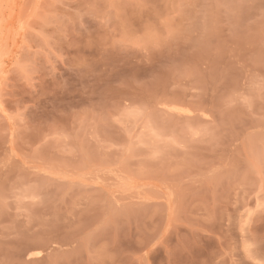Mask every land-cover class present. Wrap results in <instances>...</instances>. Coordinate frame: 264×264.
I'll list each match as a JSON object with an SVG mask.
<instances>
[{
  "label": "rangeland",
  "instance_id": "rangeland-1",
  "mask_svg": "<svg viewBox=\"0 0 264 264\" xmlns=\"http://www.w3.org/2000/svg\"><path fill=\"white\" fill-rule=\"evenodd\" d=\"M0 264H264V0H0Z\"/></svg>",
  "mask_w": 264,
  "mask_h": 264
}]
</instances>
